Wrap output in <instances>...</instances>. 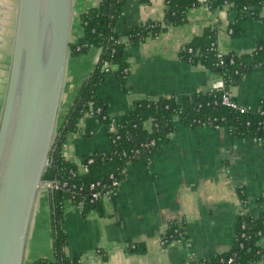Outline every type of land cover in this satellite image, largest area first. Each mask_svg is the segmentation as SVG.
<instances>
[{
	"label": "crops",
	"instance_id": "obj_1",
	"mask_svg": "<svg viewBox=\"0 0 264 264\" xmlns=\"http://www.w3.org/2000/svg\"><path fill=\"white\" fill-rule=\"evenodd\" d=\"M100 3L101 0H72L71 43L83 35L80 15ZM166 10V0H127L116 32L126 39L131 31L148 22L162 24ZM253 10L258 17L240 18L228 5L215 11L206 5L191 7L182 24L170 25L158 37L127 46L124 58L130 90L124 91L120 79L112 74L97 90V95L107 101L111 119L123 120L137 100L147 97L180 99L214 89L219 77L182 59L180 49L210 29L215 32L222 54L253 53L264 43V1ZM14 16L13 34L4 39L11 51L0 52V118L17 6ZM235 24L239 33L231 35ZM99 57L97 47L79 55L70 54L58 126ZM231 93L239 103L257 110L264 100V68L249 69ZM145 128L151 131L152 122H146ZM110 134L109 124L86 116L79 121L78 131L67 136L63 156L77 165L95 152H110ZM239 190L247 198L245 208L260 216L264 212V147L256 140L231 137L227 128H191L175 119L168 142L149 162L127 166L110 205L103 204L101 210L84 214L77 206L66 203L64 255L79 264H186L193 257L223 254L235 243L238 214L244 209ZM175 221L184 223L188 239L166 240L169 226ZM43 259L54 260L47 192L37 197L24 264H42Z\"/></svg>",
	"mask_w": 264,
	"mask_h": 264
},
{
	"label": "trees",
	"instance_id": "obj_2",
	"mask_svg": "<svg viewBox=\"0 0 264 264\" xmlns=\"http://www.w3.org/2000/svg\"><path fill=\"white\" fill-rule=\"evenodd\" d=\"M127 0H101L99 6L89 9L80 15L83 35L70 44V52L79 55L90 47L100 49V57L93 73L81 85V88L70 106L63 123L57 127L49 157V166L43 175L44 181H53L55 177L67 175L76 165L63 156V146L70 133L78 131L79 121L86 116H95L103 124L113 125L116 130L111 132L110 152H95L86 156L82 163L87 164L89 172L71 180L76 188L64 191H54L49 195L51 236L54 243V260L43 259L42 264H79L64 255L67 245V235L64 232V212L67 200L73 195L74 204L83 203V213L90 210H101L103 204L91 203L92 191L89 185L102 182L108 188L112 187L113 174L115 179L122 181L128 165L139 161L149 162L154 153L162 148L174 130V120L178 119L191 128L211 125L215 128H227L231 137L258 141L264 147V100L257 110L241 112L222 103V96L230 93L239 84L249 69L264 68V43L250 54H222L218 49L214 31L207 30L193 42L182 46L180 56L185 61L201 65L216 74L223 82L222 90L212 89L177 98L147 97L137 100L134 109L120 121L111 123L107 101L97 95V90L103 85L107 75L112 74L121 81L124 91H129L127 85L128 64L124 53L127 46L143 43L147 38L158 37L168 26H177L185 21L186 11L195 6L203 5L200 0H166L167 10L164 23L148 22L131 31L123 42L116 32V23L121 17ZM206 6L212 10L222 9L226 5L232 7L240 18L258 17L253 8L264 0H205ZM231 35L239 33L233 25ZM108 64V66H106ZM234 101L237 102L235 98ZM152 122V130L145 128V123ZM239 195L244 209L238 214L235 243L223 254L208 258H191L186 264H258L264 258V212L260 216L252 215L245 204L247 198L242 190ZM73 199V198H72ZM245 233L246 236H243ZM188 239L183 222H172L166 240ZM136 249V246H135Z\"/></svg>",
	"mask_w": 264,
	"mask_h": 264
},
{
	"label": "water",
	"instance_id": "obj_3",
	"mask_svg": "<svg viewBox=\"0 0 264 264\" xmlns=\"http://www.w3.org/2000/svg\"><path fill=\"white\" fill-rule=\"evenodd\" d=\"M73 18L72 0L17 3L0 118V264L25 262L34 208L46 182L43 175L58 127Z\"/></svg>",
	"mask_w": 264,
	"mask_h": 264
},
{
	"label": "built area",
	"instance_id": "obj_4",
	"mask_svg": "<svg viewBox=\"0 0 264 264\" xmlns=\"http://www.w3.org/2000/svg\"><path fill=\"white\" fill-rule=\"evenodd\" d=\"M200 2L203 5H206V1L205 0H200ZM233 30H230V34H232ZM128 38L123 39L122 41L125 42L127 41ZM108 66V64L106 65ZM224 88V84L221 80H219V82L217 83L216 87L214 89L217 90H222ZM233 95L232 93H225L222 96V103L226 106H229L233 109L236 110H240L241 112L244 111H248V110H254L252 109L250 106L245 105V104H241L238 101H234L233 99ZM114 121L113 119L111 120V123L113 124ZM111 126V132H114L116 130V128L113 125ZM93 162V159H89L87 164H83V163H79V164H75L76 165V169H70L67 171V175L63 176V177H55V179L53 181H46L45 184L43 185V190H45L48 195H50V193L54 192V191H68L70 189L76 188V185L74 183H71V180L78 177V176H82L85 175L86 173L89 172V165ZM110 180H113V184L112 187L108 188L106 186V184L102 183V182H94L91 183L89 185V190L92 191V194L90 196V201L91 203H96V202H100L102 204L105 205H110L113 201V198L115 197V195L117 194L119 185L121 182L117 181L114 177V175L112 174L110 176ZM73 198V199H72ZM70 200H67L66 203H70L73 204L75 206H77V208H79L82 212H83V203H79V204H74L73 201L76 200V197L73 195ZM243 236H246L245 233L243 234ZM261 245H264V239H262L261 241ZM134 247V246H133ZM260 263H264V258Z\"/></svg>",
	"mask_w": 264,
	"mask_h": 264
},
{
	"label": "rangeland",
	"instance_id": "obj_5",
	"mask_svg": "<svg viewBox=\"0 0 264 264\" xmlns=\"http://www.w3.org/2000/svg\"><path fill=\"white\" fill-rule=\"evenodd\" d=\"M16 6L17 0H0V52L10 53L11 51L10 44L4 43V39L13 34ZM40 192L43 194L46 191L41 190Z\"/></svg>",
	"mask_w": 264,
	"mask_h": 264
}]
</instances>
